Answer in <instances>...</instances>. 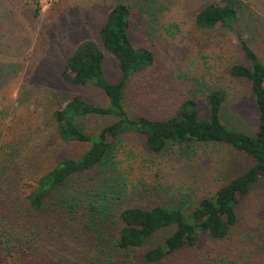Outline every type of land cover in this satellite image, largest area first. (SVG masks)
<instances>
[{
	"label": "rangeland",
	"instance_id": "rangeland-1",
	"mask_svg": "<svg viewBox=\"0 0 264 264\" xmlns=\"http://www.w3.org/2000/svg\"><path fill=\"white\" fill-rule=\"evenodd\" d=\"M116 1L0 0V127L6 137L22 135L27 139L22 142L27 156L31 148L46 150L47 157L38 163L40 169L59 158L77 157L89 148L88 143L62 142L49 118L63 99L74 95L107 104L102 89L94 84H72L63 72L67 58L80 42L100 41L99 31ZM132 1L131 39L137 47L153 50L156 62L130 78L125 96L128 112L132 116L170 117L188 95H193L199 101L201 118L206 119L207 94L210 88L222 87L227 93L223 120L254 135L259 111L251 85L229 69L236 62L248 63L237 32L196 24L199 10L216 0ZM237 2L238 33L264 60V0ZM38 3L41 11L36 15ZM139 3L145 9L142 12ZM105 53L106 76L117 82L123 76L119 62L112 53ZM112 120L95 115L83 123L86 130L97 132ZM116 161L115 173L107 171V177L117 176L119 187L125 186L127 205L145 207L178 203L182 197L193 204L252 162L219 143L175 145L161 154L151 153L145 137L137 132L122 136ZM94 174H84L80 183L87 184ZM238 215L239 222L229 237L213 241L204 236L195 249L175 252L156 264H264V177L240 203ZM172 231H159L140 252L160 243Z\"/></svg>",
	"mask_w": 264,
	"mask_h": 264
},
{
	"label": "trees",
	"instance_id": "trees-1",
	"mask_svg": "<svg viewBox=\"0 0 264 264\" xmlns=\"http://www.w3.org/2000/svg\"><path fill=\"white\" fill-rule=\"evenodd\" d=\"M133 4L132 0L116 1L99 31L100 41L83 40L66 61L65 80L75 85L94 84L108 100L99 104L74 95L52 111L49 122L60 140L88 143L84 153L59 158L43 170L38 163L47 157L46 150L31 148L27 156L22 146L27 139L22 135L6 137L0 127V264H156L175 252L195 249L204 236L213 241L229 237L239 222L240 203L264 177V60L238 33L237 0L210 2L197 13L196 24L237 32L248 63L236 62L229 69L251 85L259 111L254 135L225 123L222 109L227 93L222 87L210 88L206 119L201 118L199 101L193 95L170 117L132 116L128 112L125 96L130 78L156 62L153 50L137 47L131 39ZM137 6L140 12L145 10L141 3ZM39 11L38 3L35 14ZM106 51L115 55L123 73L117 82L106 76ZM95 115L113 120L97 132L86 130L83 122ZM132 132L145 137L151 153L161 154L175 145L219 143L252 162L193 204L182 197L178 203L127 205L124 185L120 188L117 176L107 177V173H115L119 142ZM89 172L95 174L87 184H81V177ZM166 228L173 231L140 252Z\"/></svg>",
	"mask_w": 264,
	"mask_h": 264
}]
</instances>
